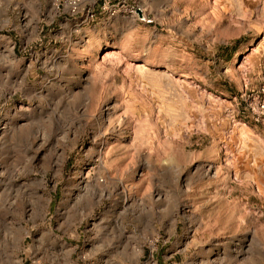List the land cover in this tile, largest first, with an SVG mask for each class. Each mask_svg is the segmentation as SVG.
<instances>
[{"label":"rangeland","instance_id":"1","mask_svg":"<svg viewBox=\"0 0 264 264\" xmlns=\"http://www.w3.org/2000/svg\"><path fill=\"white\" fill-rule=\"evenodd\" d=\"M50 1L0 0V264H264V0Z\"/></svg>","mask_w":264,"mask_h":264},{"label":"built area","instance_id":"2","mask_svg":"<svg viewBox=\"0 0 264 264\" xmlns=\"http://www.w3.org/2000/svg\"><path fill=\"white\" fill-rule=\"evenodd\" d=\"M50 2L53 9L62 10L70 16L80 17L86 14V20L93 18L94 9L99 10V14L107 18L121 16L136 20L144 13L139 5L140 0H51ZM251 114L256 121L264 117V96L254 103Z\"/></svg>","mask_w":264,"mask_h":264}]
</instances>
